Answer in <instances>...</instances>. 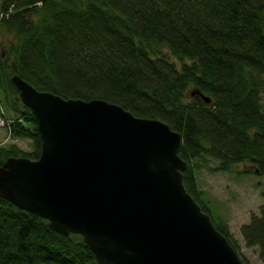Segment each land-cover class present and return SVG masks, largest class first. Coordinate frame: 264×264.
I'll return each mask as SVG.
<instances>
[{
  "label": "trees",
  "instance_id": "1",
  "mask_svg": "<svg viewBox=\"0 0 264 264\" xmlns=\"http://www.w3.org/2000/svg\"><path fill=\"white\" fill-rule=\"evenodd\" d=\"M0 33L13 37L0 41L11 137L33 146L0 144V166L12 156L41 155L16 74L67 99H104L163 120L182 134L187 191L249 264L228 222L205 200L198 171L251 174L244 164L264 177V0H0ZM241 232L264 262V203ZM0 264L98 262L82 235L60 234L0 196Z\"/></svg>",
  "mask_w": 264,
  "mask_h": 264
},
{
  "label": "water",
  "instance_id": "2",
  "mask_svg": "<svg viewBox=\"0 0 264 264\" xmlns=\"http://www.w3.org/2000/svg\"><path fill=\"white\" fill-rule=\"evenodd\" d=\"M12 82L42 146L38 159L0 166L2 198L82 235L98 264H245L185 187L180 132L104 99H67L17 74Z\"/></svg>",
  "mask_w": 264,
  "mask_h": 264
},
{
  "label": "rangeland",
  "instance_id": "3",
  "mask_svg": "<svg viewBox=\"0 0 264 264\" xmlns=\"http://www.w3.org/2000/svg\"><path fill=\"white\" fill-rule=\"evenodd\" d=\"M11 39L12 36L4 38L0 33V41ZM191 90L187 101L191 100ZM1 106L8 111L2 102L0 91V108ZM10 143H16L26 152L33 149L30 139H13L5 129H0V144L6 146ZM246 167L252 171L251 174L214 173L202 167L198 171V184L213 214L228 222L245 260L249 264H264L259 258L258 247H247L241 232L242 226L250 221L252 214L260 213V207L264 203V177L257 174L255 166L239 165L240 169Z\"/></svg>",
  "mask_w": 264,
  "mask_h": 264
},
{
  "label": "built area",
  "instance_id": "4",
  "mask_svg": "<svg viewBox=\"0 0 264 264\" xmlns=\"http://www.w3.org/2000/svg\"><path fill=\"white\" fill-rule=\"evenodd\" d=\"M12 117L8 115L6 110L1 106L0 108V129H5L11 134Z\"/></svg>",
  "mask_w": 264,
  "mask_h": 264
}]
</instances>
